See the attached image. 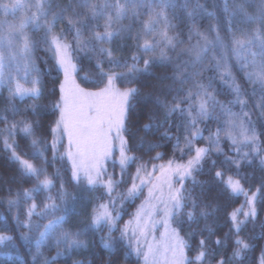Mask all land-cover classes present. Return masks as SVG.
I'll use <instances>...</instances> for the list:
<instances>
[{"label": "snow or ice", "instance_id": "6c2138e0", "mask_svg": "<svg viewBox=\"0 0 264 264\" xmlns=\"http://www.w3.org/2000/svg\"><path fill=\"white\" fill-rule=\"evenodd\" d=\"M177 10L193 22L190 32L199 36L202 43L198 41L186 49L177 50L184 41L179 39L177 34H169L176 27L172 20L181 19L176 15ZM205 11V6L200 4L199 0H195V3L193 0H184L183 3H179V0H0V14L5 17L0 20V84L4 83L3 69L6 57L3 50L8 53L7 59L17 61L18 69L22 64L24 71V76L21 78L24 83L16 80L15 85L12 86L13 78L10 74L8 76L10 101L31 99L35 102L42 97L41 80L38 76L30 78L32 72L39 71L32 61V54L40 44H43L45 49L53 54L65 77L64 82L60 85L59 100L54 104V108L59 110L60 115L50 129L51 144L49 145L35 136L33 122L21 121L19 131L25 137L32 138L33 157H44V153L50 147L53 152V160L57 158V145L66 136L68 139L66 155L72 164V180L78 185L84 182L88 191L97 188L106 190L109 201L97 205L90 223L85 228V231L108 228V238L101 237V246L105 250L110 251L112 248L111 233L116 230V224L120 219V213L116 211V198H113L112 194L122 182L124 170L136 160L135 156L128 155V140L124 138L122 133L128 131L125 122L128 113L134 109L132 101L141 97L139 88L129 87L120 90L116 86V80L135 79L136 73L149 74L150 69L156 64L165 67L170 66L171 75L157 76L155 79L158 83L145 85L156 89L160 87L163 81H170L164 87L165 98L161 99L159 95L153 96L152 92H148L142 97L143 103H154L158 109L162 108L165 122L170 117L178 115L186 121L187 126L194 129L190 133L191 138L186 137L189 150H191L193 139L203 138L202 132L196 127L198 122L213 119V114L219 110L220 114L226 117L229 128L231 130L239 129L242 137L238 141L232 137L231 131L228 133L233 145H237L235 151L238 157L229 162L239 168L241 161L251 164L252 160L249 157L257 156L260 157V166L264 168V156H260L261 149L258 146V135L253 124L252 112L246 110L248 102L243 98L246 93L232 77L228 64L229 52L240 58V52L249 49L247 55L251 57V60L245 58L241 70L248 66L253 69L246 73V79L253 86L251 95L259 97L254 108L259 111L261 117H264V0H231V3L229 0H225L223 12L227 19L219 27L211 29L215 32L212 39H209L208 35L201 33L195 27L196 16ZM17 13H21V15L15 22L7 19L9 15L16 17ZM207 15L213 16L215 14L208 12ZM142 16H147L148 19L140 20ZM126 19H131L133 22L139 20L142 35L138 33L135 37L138 42L137 48L144 54H152L151 59L143 60V68L139 67L141 60L139 56L133 55L132 63L129 65L115 59L112 48L97 47L103 44L110 45L113 41L122 39L123 33H131L132 25L125 26L123 24ZM101 20L104 21L103 31L99 30L101 27L99 21ZM64 22H66L65 28L57 33V25ZM241 24L255 25V27L246 31L238 27ZM29 29L34 33L42 32L43 34L39 40H33L29 35ZM221 31L225 33L224 36L220 34ZM237 32L240 33V36H237ZM65 33H72V40L76 48L98 51L101 56L107 58L112 68L125 67L128 71L126 73L106 72L103 63L98 61L97 68L100 75L106 78L105 87L95 92L80 88L72 76V73L77 71L70 59V49H72L73 44L67 41ZM85 33H89V35L86 36ZM253 46L257 47V51H250ZM169 53L174 55H169ZM185 56L188 58L185 59ZM205 71H215L220 74L224 83L230 87L234 99L227 104L216 99V93L211 91L215 78L209 77L205 82ZM25 84L30 86L25 87ZM185 85L188 87L185 88ZM172 93L175 94L172 95ZM167 95H171L170 100L167 99ZM236 106L240 107L239 112L233 111V107ZM38 107L37 104L33 103L31 106L33 114L36 113ZM12 111L16 113L19 109L13 105ZM154 119L155 115L149 114V122L142 124L137 129V131H142L145 134L140 137V147L142 148L147 143L149 151L160 146L158 143H151L146 140L148 135H155L161 127L160 124L153 123ZM0 120H7V117H0ZM17 127V124L13 123L7 129L8 134L13 135ZM220 131L221 129H217L214 136L209 137L212 143L218 144ZM113 133L120 141L121 180H114L112 177H108L107 180L104 179L106 170L103 161L112 154ZM134 136L135 134H133V138ZM161 138L171 139L167 131L163 133ZM5 145L6 148L12 149L11 159L20 164L21 175L36 180L34 187L18 190L15 193V198L7 201L10 209L18 207L22 201H32L26 212L27 220L21 226L28 228L29 231L33 227L39 229L41 225L38 223L33 225L32 217L35 216L41 220L49 215L54 217L43 225V231H40L39 238L35 242L38 255L40 246L50 239H54L58 246L64 245L66 250L83 247L84 241L80 237L84 232L73 233L63 229L67 216L74 211V202L77 197L68 192L61 184L57 197L54 199L49 195L47 197L48 202L44 203L40 211H37L38 205L35 202L34 194H39L42 191L50 192L54 187L53 179L46 174L43 167H37L18 155L13 146L7 144V141H5ZM175 147L180 148L178 137ZM243 147H249L251 151L244 152L242 151ZM209 151V148H196L195 155L186 163H175L173 160H169L167 165H159L161 177H158L157 180L162 179L163 185L167 186V194L163 192L161 183L152 184L148 189V199L135 214V226L131 228V235H129V226L133 224V221H129L121 230V239L128 238L129 242L136 239L137 245H139L138 237L146 239L150 227H154V213L157 211V204L152 203V201H157L163 205L166 231L161 235L160 243L149 245L148 252L144 254L145 260H148L149 255L153 259L159 257L163 264H205L210 259L211 254L207 251L206 240H200V250L194 260H190L186 255V249L190 248V245L180 237L175 229L167 230L169 220L181 213L186 215L189 223H196L199 218L207 220L212 215V212L207 210L211 205L206 204L201 207L200 197L204 195L203 186L195 179L194 175L201 171L202 162ZM60 158L63 159V157ZM160 158V153L153 157V159ZM142 171H145L148 179L141 177ZM156 171V165H152L151 173L146 171V165L138 167L127 193L119 198H136L144 187L152 183L151 177ZM173 177L179 183V188L174 187ZM215 177L219 178L234 195L241 193L247 195L239 178L234 179L232 176H228L225 180L224 173L221 171H216ZM189 179L193 184L192 191L185 188L184 182ZM136 180H140V183L137 184ZM197 185L201 186L200 194H196L194 191ZM259 192L260 189H257L248 198V211L243 212L238 209L231 214L230 218L237 235L249 220L254 221L256 219L255 204ZM57 199L60 203L56 202ZM186 209L187 211H185ZM61 211L64 213L63 215H55ZM240 215H243V220L238 218ZM261 227L264 228V225ZM206 230L211 234L212 229L210 227L206 226ZM21 239L30 240V237L22 236ZM11 240V236L0 235V245ZM215 243L220 244L221 241L217 240ZM235 243L237 247L233 252V257L238 259L250 245L239 238L236 239ZM129 246H131L130 243ZM135 251L140 254V247L137 246ZM47 264H51V261H48ZM216 264H225V262L221 259L216 261Z\"/></svg>", "mask_w": 264, "mask_h": 264}, {"label": "trees", "instance_id": "16d2710c", "mask_svg": "<svg viewBox=\"0 0 264 264\" xmlns=\"http://www.w3.org/2000/svg\"><path fill=\"white\" fill-rule=\"evenodd\" d=\"M208 2L212 4L216 15L217 27H219L227 19L223 12V0H208ZM229 3H231V0H229ZM186 22L189 23L191 21L187 19ZM208 22V18L200 19L199 26L202 30L206 31L210 28V23ZM65 24L66 22L58 24L56 32H61L65 28ZM189 31L188 26L181 25V23L177 22L175 29L170 34L179 35V39L184 41L182 44L183 48L184 44L187 45V43L193 41ZM42 34V32H36L30 36L33 40H39ZM137 34L136 29H132L131 33H123L122 39L113 41L112 50L114 58L121 61V63H131L133 55L141 57L139 66L143 68V60L151 58L143 55L138 50V42L135 39ZM220 34L222 36L225 35L223 31ZM65 35L67 41L73 44L70 53L77 69L75 72L76 81L87 89L101 87L103 83L97 68V61L102 59L103 63L109 64L107 58L101 56L98 51L80 50L76 48L72 40V33H65ZM85 35L88 36L89 33H85ZM186 48H188V45ZM187 58L185 56V59ZM32 59L36 68L39 70L38 76L41 80V89L43 92L42 97L38 101L34 102L31 99L10 101L9 91L5 89L0 90V117H7V120H0V235L12 237L11 241L0 245V264H33L27 250L19 239V229L17 227L16 217L19 214L23 215L25 209L19 211H16L15 207L10 209L7 201L14 199L15 193L18 190L34 187L36 180L35 178L21 175V166L18 162L11 159L12 149L6 148L5 141H7L8 145L13 146L16 153L23 159L29 160L37 167H43L46 170V174L53 179L54 187L50 192L42 191L45 194L57 193L61 184L64 185L66 190H71L75 185V182L71 178V165L65 154L62 142L57 145L58 151L55 160H53V152L50 147L44 153V157H33L34 150L31 147L32 138L25 137L19 131L21 121L27 120L33 122L35 136L50 145L52 141L50 129L54 126L59 114V110L54 108V104L60 97L61 70L53 54L47 51L43 44H40L34 50ZM228 64L232 77L246 93L243 98L247 100L248 108L252 112L258 133L261 156H264V117H261L259 111L254 108V104L259 101V97H253L251 95L253 86L247 81L242 70L234 65L233 62L228 61ZM165 74L171 75V67L156 64L150 69L149 74L137 73L135 79L125 78L123 80H117L119 86L136 87L140 89L141 93L140 98L132 101L134 109L128 113L125 122L126 128L128 129V131L124 132L125 139L128 140V154L135 156L136 160L124 170L122 182L118 185L122 188L129 185L133 175L137 172V168L141 165H146V171H149L152 165L158 167L169 160L189 158L193 155L196 148H209V143L207 142L209 137L214 136L217 129H221L222 131L225 124L226 117L221 115L219 110L213 114V119L198 122L196 127L202 132L203 138L193 139L191 150H189L186 137L191 138L190 133L194 129L187 126L186 121L178 117V115L170 117L165 122L162 108L158 109L154 103L144 104L142 101L143 95L148 92H152L153 96L159 95L161 99L165 98L166 93L164 87L170 81H163L160 87L156 89L145 86L147 84L158 83L155 77ZM209 77L215 78L211 91L216 93V99L225 104L234 99L230 87L224 83L220 74L215 71H205V82H207ZM228 83L230 84L231 82L229 81ZM187 87L188 85H185V88ZM174 94L172 93V95ZM167 99L170 100L171 95H167ZM33 103L39 106L35 114L31 111ZM13 105L19 109L18 112L13 113ZM237 107H233V110ZM149 114L155 115L153 123L161 125L155 135H148L146 137L148 142L158 143L160 145L151 151L148 150L147 143L142 148L140 147V137L145 134L142 131H137L142 124L149 122ZM13 123L17 124L18 127L14 131V134L10 136L7 129ZM165 131L168 132L171 139L161 138ZM221 131L219 133L218 144L223 149V152H216L209 148L210 151L202 162L201 171L194 174L195 179L203 186L204 195L200 197L202 202L201 207L206 204L211 205L207 210L212 212V215L207 220L199 218L198 222L189 223L186 215L181 213L171 221L182 238L190 245V248L186 249V255L190 260H194L197 252L200 250L199 242L201 239H204L207 241V251L211 254L210 259L205 264H216V261L221 259L224 260L225 264H259L264 247V228L261 227V225H264V168L260 166L259 162L253 161L251 164L243 162L237 170L233 163L229 162L226 158L228 154L234 155L235 147L231 146L228 140L222 137ZM133 134H135L134 138ZM177 137L180 140L179 149L175 147ZM157 153L161 154V158L153 159ZM60 157H63V159ZM45 159L47 161L46 163ZM213 161H215V164H213ZM105 170V177L118 178L119 176L121 180V168L119 169L114 158L107 163ZM118 171H120V175ZM216 171L223 172L225 180L228 176H232L234 179L239 178L247 195L244 193L234 195L225 187L219 178L215 177ZM184 184L186 189L189 191L193 190V184L190 179L186 180ZM200 185L195 186L194 191L196 194L201 193ZM9 189H11V192H9ZM257 189H260L255 204L257 217L254 221L249 220L237 235L232 225L231 214L238 209H241L243 212L248 211V198ZM42 192L34 194L35 202L38 205L37 211H40L42 208ZM142 195L143 191L134 199H126L123 202V206L116 207V211L120 212V219L116 224V230L111 233L112 248L110 251L103 249L99 235L96 234L91 240L89 250L72 257L54 259L51 261V264H77V262H80V264H140V258L132 252L126 239H121V226L132 216L142 199ZM238 218L241 220L244 219L243 215H240ZM206 226L212 229L211 234L206 230ZM237 238L244 240L250 245L246 251L241 253V258L238 259L233 257V252L237 247L235 243ZM217 240L221 241V243L216 244L215 241ZM4 251L19 252L23 257V263L5 259L1 256V253Z\"/></svg>", "mask_w": 264, "mask_h": 264}, {"label": "rangeland", "instance_id": "374dc122", "mask_svg": "<svg viewBox=\"0 0 264 264\" xmlns=\"http://www.w3.org/2000/svg\"><path fill=\"white\" fill-rule=\"evenodd\" d=\"M183 2H184V0H179V3H183ZM199 2H200V4L205 6L206 11L204 13L198 14L196 16V18H195V27L201 33H204V34L208 35L209 39H212L215 36V32L211 31V29L213 27H217L216 15L208 16L207 13L208 12H212V13L215 14L214 9L212 7V4L210 2H208V0H199ZM193 3H195V0H193ZM224 4H225V0H223V7H224ZM20 15H21V13H17L16 17H13L12 15H9L7 17V19L9 21L15 22ZM176 15L181 17V19H173L172 23L174 25H177V22H178V23H181V25L188 26L189 29L191 28L192 23H193L191 20H190L191 22L187 23L186 22L187 17H184L183 14L179 10H177ZM170 16H171V13H170ZM4 18L5 17L3 16V14H0V20H2ZM203 18H208V21H209L208 23H210V28H208L206 31L202 30L201 27L199 26V21H200V19H203ZM147 19H148L147 16L140 17V20H147ZM99 23L101 25L99 30L103 31L104 21L101 20V21H99ZM123 24L125 26L131 24L132 25V29H136V31L142 35L141 24H140L139 20L136 21V22H133L131 19H126V20L123 21ZM158 27H162V26H158ZM238 27H240V28H242V29H244L246 31H250L251 28L255 27V25L249 26V25L241 24V25H238ZM28 31H29V35H33V34L36 33V32L35 33L32 32L31 29H29ZM170 33H171V31H170ZM189 33H190V36L193 39V41L187 43L188 47H190L191 45L196 44L198 41H200L202 43L201 38L199 36L195 35L194 32H190L189 31ZM237 36H240L239 32H237ZM187 45L184 44L183 48H182V45H180L177 50L179 51L180 49H186ZM97 47H105V48L110 47V48H113V42L110 45L109 44H103V45H98ZM3 51H4V55H5L6 59H5V67L3 69V72H4V83L0 84V90L5 89V90L9 91V85H8V82H7L9 74L13 78L12 86H14L16 80H20L21 83H24V81L21 79L24 76V71H23L22 64H21V67L18 69L17 68V61H9L7 59V56H8L7 51L6 50H3ZM248 51H249V49H245L244 51L240 52V58H238L236 54H233L232 52H229L228 53V61L229 62H233L234 65H236L239 69H241V65L244 63V59L245 58H247L248 60H251V57L247 55ZM250 51H257V47L253 46L250 49ZM142 54L147 56V57H149V58H152V54L151 53H149V54L142 53ZM169 54L170 55H174L173 53H169ZM157 56H158V53H157ZM70 59H71V62L74 64L72 56H71V53H70ZM32 61H33V59H32ZM99 62H102V59L99 60ZM97 63H98V61H97ZM131 63H129V65ZM103 68H104V70L106 72L115 71L117 73H126L128 71L127 68H125V69H123V67L112 68L109 64H105V63H103ZM60 70H61V73H62L61 83H63L64 79H65L64 72H63L62 69H60ZM252 70L253 69L250 66H248V67H245L242 70V72H243L244 76L246 77V73L248 71H252ZM37 76H38V72H32L30 78L37 77ZM72 76L75 79V83L77 85H79L80 88L84 89L85 91H90V92L99 91L100 89L105 87V84H106V78L101 77V80H102V83H103L101 85V87L93 88V89H87V88L82 87L76 81L75 72L72 73ZM61 83H60V85H61ZM115 83H116L117 88H119L120 90H124L126 88H129V87H121V86H119V84L117 83V80H116ZM24 86L25 87H29L30 85L25 84ZM246 110L250 111L249 108H247ZM233 111L234 112H239L240 111V107L238 106ZM59 115H60V113L58 114L57 119L59 118ZM252 120H253V117H252ZM253 124H254L255 130L257 132L256 124H255L254 120H253ZM230 131H231L232 137H235L238 141H240L242 139V137L240 136L239 129L231 130L229 128L226 120H225V124H224V126L222 128L221 135H222L223 138L228 140V142L230 143L231 146L236 148L237 145H233L232 140L229 138L228 133ZM122 135L124 136V133H122ZM257 135H258V133H257ZM124 138H125V136H124ZM61 142L64 145V151H65V154H66V151H67V148H68V139H67V137L64 136L62 138ZM207 142L209 143V148H211L212 150H214L216 152H223V149L221 148V146L219 144L212 143L210 140H208ZM186 143H187V141H186ZM192 143H193V140H192ZM111 144H112V154H111V156L109 158H107L106 160L103 161L104 168H106L107 163L114 158L115 161L118 164L119 169H120V165H119L120 141H119V139L116 138L115 133H113V135H112ZM258 146H259V140H258ZM259 148H260V146H259ZM242 151L249 152V151H251V148L243 147ZM234 152H235L234 155H229V154L227 155L226 158L229 161L236 160L238 158L236 151H234ZM194 155H195V151H194L192 156H194ZM261 155H262V153L260 152V156ZM191 157L186 158V159L182 158L180 160H173V161L175 163L183 164V163H186L187 160L190 159ZM249 159L252 160V162L253 161L259 162L260 157L250 156ZM68 161H69V163L71 165V170H72L71 161L69 159H68ZM243 162H246V161H241L240 165ZM163 165H167V162L163 163ZM233 165L236 167L235 164H233ZM236 169L238 170L237 167H236ZM147 172L151 173L152 172V168L149 169V171H147ZM118 174L120 175V171H118ZM140 175H141L142 178L148 179V177H147V175H146V173L144 171L141 172ZM135 176H136V172L133 175V177H135ZM108 177H110V176H108ZM108 177L104 176V179L107 180ZM133 177H132V180H131V182L129 183V185L127 187L122 188V187L118 186L116 188L115 192H113V194H112L113 198H116V207L123 206V202L126 201L127 198L120 199L119 197L127 193V189L131 186V184L133 182ZM158 177H161V173L159 171V166L157 167V171L155 173H153V175L151 177L152 183L148 184L146 187L143 188L142 199H141L140 203L138 204L137 208L135 209L134 213L121 226V230H122V229H124L125 225L129 221H133V224L129 226V235H131V228L135 226L134 218H135V214H136L137 210L148 199V189H149V187H151L152 184L161 183L163 192L165 194H167V186L163 185L162 179L160 181H158L157 180ZM112 178L114 180H120L119 176H118V178H115V177H112ZM136 183L139 184L140 180H136ZM173 185L176 188L180 187L179 183L176 182V178L175 177H173ZM67 191L72 193V194H74L77 197V199L74 202V211L71 212L67 216L66 223L63 225V229L65 231H71L73 233H75L77 231L84 232V234L80 237V239L84 241V246L80 247V248L66 250L64 245L61 244V245L58 246L54 239H50V240L45 241L44 244L40 246L39 255H38V251H37V247H36V243L35 242L39 238L40 231H43V225L48 223V221L50 219H53L54 217L52 215H49L48 217H46L43 220H41V219H39L38 217H35V216L32 217L33 225L38 223V224L41 225V227L39 229H36L35 227H33V229L31 231H29L28 228L22 227L21 225L23 223H25L26 220H27V217H26L25 213L27 212V209L30 206V204L32 203V201H30V200L26 201V202L22 201L21 204L18 207H15L16 211L25 209V212H24L23 215L19 214V216L17 215V217H16L17 227L19 229V239H20L21 243L24 245L25 249L27 250V252H28V254L30 256L31 262L33 264H47L48 261H52L54 259H59V258H64V257H72L74 255H77L79 253H82L84 251L89 250L90 245H91V240H92L94 235H96V234L99 235L101 245H102L101 237H104L105 239H107L108 236H109V232H108V228L107 227L103 228L102 230H87V231H85L86 225H88L90 223L91 217H92L93 212L96 209L97 205H99L101 203H107L109 201V196L107 195L106 190L104 188H97V189H95L93 191H88L86 184L84 182H81L79 185L75 183L74 187L71 190H67ZM49 195H51L54 199L57 197V193H52V194L46 193L45 194L44 192H42L41 193V196H43L42 199H41V203H43L42 204V208H43L44 203L48 202L47 201V197ZM56 202L60 203V201L58 199H57ZM152 203L157 204V211L154 213V227H150L149 234L147 235V238L145 239L144 237H138L139 238V245H137V240L136 239H132L131 242H129L128 238H125L126 242L128 244L129 243L131 244L130 248H131L132 252L135 253L140 258V260H141L140 264H163V261L159 257H156V259H153V257L151 255H149L148 260H145V255H144L145 253L148 252L149 245H155V244L160 243L161 235L163 233H165V231H166V226H165V223H164L165 217H164V213H163V205L159 204L157 201H152ZM63 214L64 213L62 211L55 213L56 216L63 215ZM113 214L115 215V213H113ZM171 220H169V222H168L167 230L171 231L172 229H175L179 233V231L173 226ZM179 235H180V233H179ZM22 236L30 237V240H22L21 239ZM180 237H182V236L180 235ZM137 246H139L140 249H141L140 254H137V252L135 251ZM58 253H59V255H57ZM1 256L4 257L7 260H10V261L23 263V257H22V255L19 252L4 251V252L1 253ZM259 264H264V247L262 249V253H261V256H260Z\"/></svg>", "mask_w": 264, "mask_h": 264}]
</instances>
